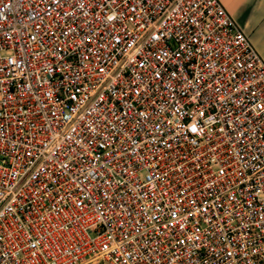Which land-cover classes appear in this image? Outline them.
<instances>
[{"label": "built area", "instance_id": "1", "mask_svg": "<svg viewBox=\"0 0 264 264\" xmlns=\"http://www.w3.org/2000/svg\"><path fill=\"white\" fill-rule=\"evenodd\" d=\"M0 264H264V60L219 0H0Z\"/></svg>", "mask_w": 264, "mask_h": 264}, {"label": "crops", "instance_id": "2", "mask_svg": "<svg viewBox=\"0 0 264 264\" xmlns=\"http://www.w3.org/2000/svg\"><path fill=\"white\" fill-rule=\"evenodd\" d=\"M264 60V0H219Z\"/></svg>", "mask_w": 264, "mask_h": 264}]
</instances>
